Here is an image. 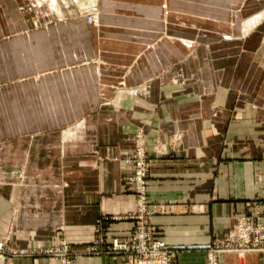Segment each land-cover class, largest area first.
<instances>
[{
	"label": "crops",
	"instance_id": "crops-1",
	"mask_svg": "<svg viewBox=\"0 0 264 264\" xmlns=\"http://www.w3.org/2000/svg\"><path fill=\"white\" fill-rule=\"evenodd\" d=\"M52 1L0 0V239L81 250L130 236L127 157L141 135L149 229L174 264H206L238 217L264 219V19L244 33L264 0ZM220 264H264V251Z\"/></svg>",
	"mask_w": 264,
	"mask_h": 264
},
{
	"label": "built area",
	"instance_id": "built-area-1",
	"mask_svg": "<svg viewBox=\"0 0 264 264\" xmlns=\"http://www.w3.org/2000/svg\"><path fill=\"white\" fill-rule=\"evenodd\" d=\"M89 23H96V14L87 17ZM127 162L133 166L128 180L133 192L137 196V209L128 214L136 220V225L128 237H114L107 241L103 234L84 249H70L65 244L62 249L22 248L17 249L7 239H0V264H6L11 258L18 256L49 255L55 256L61 264H73L80 255L115 254L121 255L126 264H174L175 247L167 244L163 239L155 238L149 229L150 200L146 188L150 173V162L143 146L141 135L136 137L134 154L127 157ZM206 264H220L221 258L229 252L264 251V219L259 216L238 217L234 227L224 236L216 238L212 244L206 246Z\"/></svg>",
	"mask_w": 264,
	"mask_h": 264
},
{
	"label": "rangeland",
	"instance_id": "rangeland-1",
	"mask_svg": "<svg viewBox=\"0 0 264 264\" xmlns=\"http://www.w3.org/2000/svg\"><path fill=\"white\" fill-rule=\"evenodd\" d=\"M58 2H60V0H58L57 2H55L54 4H53V1H52V6L54 7L55 5H58L59 3ZM61 3V2H60ZM63 3H65V1H63ZM45 6H47V8H52L51 6H50V2L48 1V2H46V4H45ZM264 10V9H263ZM262 10V11H263ZM94 10H91V11H89V12H87V14H86V19H87V17H88V15H90V14H96V13H94L93 12ZM262 11H260V12H262ZM257 13H259V12H257ZM97 20H98V18H97ZM245 20H247V19H245ZM88 21V20H87ZM89 23V22H88ZM90 24H95L96 25V23H90ZM264 27V26H263ZM261 32H262V34H260V37H264V29L262 30H260ZM187 44H188V46L189 45H191V41H185ZM264 45V44H263ZM261 52H263V50L261 51ZM251 76V75H250ZM255 76H256V78H260V80H264V75H263V72L261 71V73H260V76H258V74H255ZM247 79V78H246ZM140 90H144V89H146V87L145 86H142V87H140L139 88ZM83 121V120H82ZM96 238V237H95ZM1 239H7L8 241H9V239L7 238V237H2ZM69 244L68 245V247L70 246V249H74V250H76V248H75V246L74 245H72V244H70L69 242H66L64 239H57V241L55 240L52 244H50L49 246H40V247H30V249H38V248H42V249H44V248H48V249H58V250H60V249H62L63 248V246L65 245V244ZM11 244V243H10ZM12 245V244H11ZM13 246H15V248H17V249H22V247H19V246H17V245H13ZM27 248H29V247H27ZM26 248V249H27Z\"/></svg>",
	"mask_w": 264,
	"mask_h": 264
},
{
	"label": "bare ground",
	"instance_id": "bare-ground-1",
	"mask_svg": "<svg viewBox=\"0 0 264 264\" xmlns=\"http://www.w3.org/2000/svg\"><path fill=\"white\" fill-rule=\"evenodd\" d=\"M263 19H264V11L262 13H260L259 15H257L256 17H254L253 19H250L249 18V20H247V21L244 22V29H245L244 33L245 34L250 33L257 26V24L260 23ZM97 24H98V20L96 22V25Z\"/></svg>",
	"mask_w": 264,
	"mask_h": 264
}]
</instances>
